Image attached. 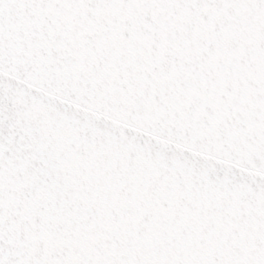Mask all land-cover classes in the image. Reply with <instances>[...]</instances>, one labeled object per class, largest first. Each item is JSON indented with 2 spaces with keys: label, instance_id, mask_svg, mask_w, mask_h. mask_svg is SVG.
<instances>
[{
  "label": "snow or ice",
  "instance_id": "snow-or-ice-1",
  "mask_svg": "<svg viewBox=\"0 0 264 264\" xmlns=\"http://www.w3.org/2000/svg\"><path fill=\"white\" fill-rule=\"evenodd\" d=\"M0 264H264V0H0Z\"/></svg>",
  "mask_w": 264,
  "mask_h": 264
}]
</instances>
